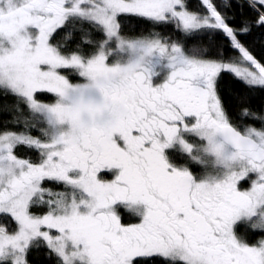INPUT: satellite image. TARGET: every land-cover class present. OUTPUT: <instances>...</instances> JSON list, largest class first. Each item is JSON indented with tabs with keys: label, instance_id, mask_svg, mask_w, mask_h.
I'll return each instance as SVG.
<instances>
[{
	"label": "snow or ice",
	"instance_id": "obj_1",
	"mask_svg": "<svg viewBox=\"0 0 264 264\" xmlns=\"http://www.w3.org/2000/svg\"><path fill=\"white\" fill-rule=\"evenodd\" d=\"M236 2L238 23L230 0H0L4 123L21 126L0 127V264H264V239L237 234L264 232V130H239L220 95L224 74L264 89L243 39L264 30V0ZM181 133L215 157L199 180L163 155L179 143L203 163Z\"/></svg>",
	"mask_w": 264,
	"mask_h": 264
},
{
	"label": "trees",
	"instance_id": "obj_2",
	"mask_svg": "<svg viewBox=\"0 0 264 264\" xmlns=\"http://www.w3.org/2000/svg\"><path fill=\"white\" fill-rule=\"evenodd\" d=\"M230 3L232 4V7L230 9L222 8V10L228 12L229 15L235 14L237 19L232 22L238 23L241 17L239 4H237L236 0H230ZM217 4L218 6H220V0H217ZM200 5L201 0H188V7L192 10L201 11L202 9ZM244 15L251 19L255 18V14L247 8V5H245ZM140 23L141 27L145 30L151 28V25H149L145 21H141ZM165 31L167 34V32H170L171 29L169 28ZM62 36L63 30L56 34L55 39H60ZM78 38L79 37L77 34V39ZM201 39L206 41L207 36L204 35L203 37H201ZM243 39L248 45H250V50L253 52L256 58L264 63V30H254L251 35L244 36ZM72 43L74 44L75 41H73ZM226 51L228 52V54H232L231 49H226ZM65 74L69 75L73 80L78 79L76 77H72L70 73L66 72ZM159 79L160 78L158 77L157 82L159 81ZM220 95L223 105L227 110V114L230 117V121L234 125H238L239 130L243 131L245 127L248 126L255 127L258 130H264V124H262L259 119H253L249 116H244L240 112L241 108L246 105L253 112L257 114H264V89H261L259 87H245L238 79H235L231 74H224V78L221 82ZM241 97L243 98V104L241 103ZM38 99H40L41 102H55V97L52 94H38ZM13 103L14 98L10 95L6 97H0V127L19 130L21 127L20 125H13L11 123H7L5 125L4 123L6 121H10L14 115H17L14 109L11 108ZM21 107H23V105H21ZM31 131L34 136L40 135L37 130ZM189 140L194 146L201 147L204 144V141L200 140L198 137H191ZM16 152L21 157L31 156V158L34 160L38 157V153H36L35 151L27 150L23 146L18 147ZM171 160L176 164H181L183 161L188 163L189 167L195 172L197 178H200L205 173L206 168L199 163L193 162L190 157L188 158L187 156H183L180 154L174 156L173 158H171ZM103 176L105 177V175ZM251 179L252 178H246L245 180L241 181L239 185L240 188L242 190L248 189L251 185ZM46 186L55 187V185ZM33 210L36 211L35 209ZM118 211L121 215L122 222H138V218L136 216L132 215L123 208H119ZM237 234L243 235L246 242H248L249 244H256L260 239H264V232L253 231L243 226H239L237 228ZM29 260L31 264H49V261L45 259L43 253L37 254L33 252L29 256Z\"/></svg>",
	"mask_w": 264,
	"mask_h": 264
},
{
	"label": "flooded vegetation",
	"instance_id": "obj_3",
	"mask_svg": "<svg viewBox=\"0 0 264 264\" xmlns=\"http://www.w3.org/2000/svg\"><path fill=\"white\" fill-rule=\"evenodd\" d=\"M181 136L185 139V141L186 142H188V143H190V144H192L191 142H190V138L191 137H196L195 135H191V134H187V133H181ZM193 145V144H192ZM194 147H198V146H194ZM199 148H201V147H199ZM183 155V156H187L188 158L190 157L189 156V154L188 153H186V152H184L181 148H179L178 146H175L174 144H172L170 147H168V148H165L164 150H163V155H164V157H165V160H166V162L170 165V166H172V167H176V168H180L181 166H185V167H187L188 169H189V171L194 175V177H195V179H197V180H199L200 178H197V176L195 175V172L189 167V164L188 163H186L185 161H183L181 164L180 163H174L172 160H171V158H173L174 156H176V155ZM186 163V164H185ZM201 165V164H200ZM202 166H204L205 168H206V166L205 165H202ZM205 171H207V168H206V170ZM101 174H103V175H105V178L106 179H111L112 177H111V174H109V173H101ZM124 209V208H123ZM125 210V209H124Z\"/></svg>",
	"mask_w": 264,
	"mask_h": 264
},
{
	"label": "rangeland",
	"instance_id": "obj_4",
	"mask_svg": "<svg viewBox=\"0 0 264 264\" xmlns=\"http://www.w3.org/2000/svg\"><path fill=\"white\" fill-rule=\"evenodd\" d=\"M173 144L175 146H178L179 148H181V145L179 143H173ZM192 155H195V156H199L200 157V159L203 161V165L206 166L207 171H209V172L210 171H213L212 163H211L212 162V159H213L212 156H210V155H204L203 152L201 151V148H199V147H194V150H193ZM199 164H201V163H199ZM250 178L254 179L255 177L252 176Z\"/></svg>",
	"mask_w": 264,
	"mask_h": 264
},
{
	"label": "clouds",
	"instance_id": "obj_5",
	"mask_svg": "<svg viewBox=\"0 0 264 264\" xmlns=\"http://www.w3.org/2000/svg\"><path fill=\"white\" fill-rule=\"evenodd\" d=\"M213 157V159H212V168H214L215 167V157L214 156H212ZM195 162V161H194ZM202 165H203V163H202Z\"/></svg>",
	"mask_w": 264,
	"mask_h": 264
}]
</instances>
